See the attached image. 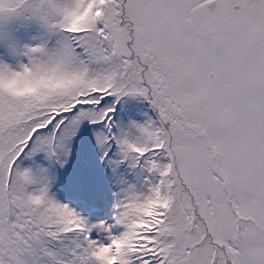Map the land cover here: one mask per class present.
Returning a JSON list of instances; mask_svg holds the SVG:
<instances>
[{
	"label": "snow or ice",
	"instance_id": "obj_1",
	"mask_svg": "<svg viewBox=\"0 0 264 264\" xmlns=\"http://www.w3.org/2000/svg\"><path fill=\"white\" fill-rule=\"evenodd\" d=\"M29 71L64 83L0 90V264H264V0H0V80ZM77 154L105 218L51 192Z\"/></svg>",
	"mask_w": 264,
	"mask_h": 264
},
{
	"label": "rangeland",
	"instance_id": "obj_2",
	"mask_svg": "<svg viewBox=\"0 0 264 264\" xmlns=\"http://www.w3.org/2000/svg\"><path fill=\"white\" fill-rule=\"evenodd\" d=\"M116 107L117 111L114 118L117 121L123 120L126 122L129 119L144 121L148 116L153 115L147 102L141 100L125 99ZM37 160L39 161L40 158L37 157ZM24 163L28 164L30 162L24 161ZM109 171H105L102 162L94 158L84 160L77 154L72 158L69 165L62 170H58V177L51 192L61 202L70 203L84 215H90L93 219L105 218L111 214L113 192L115 191L107 179ZM90 178L95 179V181ZM77 185L80 187L78 186L79 188L77 187L76 190L71 189ZM101 185L106 186V188ZM99 191L103 192L99 193ZM94 195L95 199L93 198ZM79 198L84 202L96 200L95 203L100 204L96 207L97 212L89 214ZM103 201H106V203H103ZM101 203L103 204L101 205Z\"/></svg>",
	"mask_w": 264,
	"mask_h": 264
},
{
	"label": "clouds",
	"instance_id": "obj_3",
	"mask_svg": "<svg viewBox=\"0 0 264 264\" xmlns=\"http://www.w3.org/2000/svg\"><path fill=\"white\" fill-rule=\"evenodd\" d=\"M85 15H87V13L77 17L75 23L82 22ZM63 83L64 82L61 79L53 75H35L29 71L26 74H17V76L13 78L0 80V90L17 100H29L37 98L45 91L61 87ZM158 206L159 204L156 202L150 204L148 209L145 211V215H153L155 208ZM122 247V243H117L115 246V251L119 253ZM109 253L110 249L105 247L101 248L97 252V256L101 260L107 261V264H115L116 256H110Z\"/></svg>",
	"mask_w": 264,
	"mask_h": 264
},
{
	"label": "trees",
	"instance_id": "obj_4",
	"mask_svg": "<svg viewBox=\"0 0 264 264\" xmlns=\"http://www.w3.org/2000/svg\"><path fill=\"white\" fill-rule=\"evenodd\" d=\"M64 184L66 185V183H64ZM78 186H79V185H77V186H75V187H73V188H71V189H75V188H77ZM79 187H80V186H79ZM79 187H78V188H79Z\"/></svg>",
	"mask_w": 264,
	"mask_h": 264
}]
</instances>
